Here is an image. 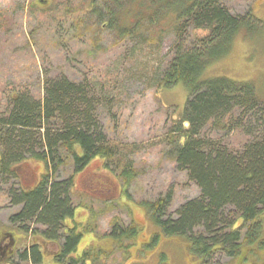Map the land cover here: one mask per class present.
<instances>
[{
	"label": "rangeland",
	"instance_id": "374dc122",
	"mask_svg": "<svg viewBox=\"0 0 264 264\" xmlns=\"http://www.w3.org/2000/svg\"><path fill=\"white\" fill-rule=\"evenodd\" d=\"M37 1L0 0V122L6 117L14 94L29 101L42 100L46 81L60 78L82 86L91 102L92 119L99 127L97 135L116 149V155L107 161L105 171L103 165L95 167L94 163L75 179L71 199L74 205H81L77 218L91 213L97 239L109 232L115 221L121 227L134 223L140 229L134 244L122 256L113 242L104 238L100 242L104 256L92 261L200 264L199 259L187 252L181 237L159 234L151 243L152 235L159 230L141 206V202L169 196L162 214L163 218H169L175 216L183 203L200 195L198 185L168 153V129L183 111L187 91L180 83L159 91L154 86L157 75L171 59L170 47L176 31L164 19L158 30L144 29L139 35L119 40L110 29H75L73 21L88 9L91 0H48L46 4ZM221 3L241 17L250 11L258 23L243 27L229 52L210 64L203 77L251 82L258 98L264 101V0H221ZM206 35L205 30L189 28L184 34L186 46H194ZM259 107L244 110L232 105L225 116L206 124L201 136L206 143L232 155L247 143L262 142L264 110ZM127 165L133 172L126 185L120 172ZM23 166L34 180L42 171L38 162ZM107 170V187L99 196L94 195L95 184L90 177ZM57 172L54 179L63 180L72 174V165L65 163ZM17 183L18 178L11 173L0 175V227H6L7 217L20 207L12 200V194H19ZM232 214L235 217V212ZM261 233L264 238V222ZM89 240L90 237L83 238L78 249ZM249 252L245 253L248 260L242 262L237 258L229 261L217 251L207 264H264V248L253 245ZM14 264L28 263L15 259Z\"/></svg>",
	"mask_w": 264,
	"mask_h": 264
},
{
	"label": "trees",
	"instance_id": "16d2710c",
	"mask_svg": "<svg viewBox=\"0 0 264 264\" xmlns=\"http://www.w3.org/2000/svg\"><path fill=\"white\" fill-rule=\"evenodd\" d=\"M164 19L176 37L170 47L171 59L154 86L159 91L180 83L187 91L184 109L168 129V153L198 185L200 195L183 203L169 218L162 215L169 196L141 202L159 230L151 243L159 234L181 237L187 252L200 264H207L217 251L229 261H247L245 253L249 254L253 245L264 248V141L247 143L232 155L206 143L201 130L225 116L232 105L244 110L262 106L264 110V101L251 82L221 76L204 78L203 73L229 52L243 27L257 20L250 11L242 17L231 13L221 0H91L73 25L80 31L110 29L120 40L139 35L144 29L158 30ZM189 28L205 30L207 35L187 47L184 34ZM90 104L87 90L65 78L46 81L42 100L11 96L6 117L0 122V175L11 173L15 177L12 166L26 159L42 161L48 173L36 190L21 194L19 189L18 195L12 194L13 203H23L14 218L35 217L56 229L68 212L69 202V179H54L59 166L72 159L74 166L80 167L84 159L91 158L105 160L108 167L107 161L116 155V149L97 135L99 127L92 119ZM78 151L83 156L80 159ZM130 172L129 165L120 172L126 185L132 179ZM137 235L134 223L121 227L113 222L107 237L122 256ZM67 241V247L73 248L78 237ZM126 241L128 244L123 243ZM89 256L84 253L74 262L80 264Z\"/></svg>",
	"mask_w": 264,
	"mask_h": 264
},
{
	"label": "flooded vegetation",
	"instance_id": "af4514ba",
	"mask_svg": "<svg viewBox=\"0 0 264 264\" xmlns=\"http://www.w3.org/2000/svg\"><path fill=\"white\" fill-rule=\"evenodd\" d=\"M79 159L82 158L80 151ZM38 162L42 164L41 173L37 174L35 180L32 179L31 173L27 172L23 165L29 162ZM82 166H74L72 159L67 162L72 165V174L65 179H69V202L68 212L62 217L60 224L55 229H51L43 223L39 222L37 218H14L15 214L22 208L23 203H13L20 206L16 212L10 214L7 217V226L0 227V264H14V260L18 259L20 262H26L28 264H75L74 260L80 259L84 253H89V258H86L80 264H103L101 261L94 263L93 258L100 259V256H104L101 252L100 242L107 237V233L100 235L97 239L95 235L94 227L92 226L93 216L90 212L83 213V219L77 218L78 209L81 205H74L71 199V194L74 192L75 179L77 176L84 173L88 168L102 166V171L106 170L105 160L103 159H84ZM60 167V166H59ZM17 169H19L17 171ZM12 170L15 172V177L18 178L17 186L20 189L21 194H27L36 190L44 177L48 176L45 166L42 161L36 159H26L18 164L12 166ZM58 173V172H56ZM101 172L99 176L90 177L95 184L94 195L99 196V193L104 191L106 185L107 172ZM51 183V181H50ZM123 198H126L125 189L121 186ZM124 202L123 200H121ZM145 211V209H144ZM117 222V221H115ZM136 226V225H135ZM111 230V229H110ZM109 230V231H110ZM139 234L140 229L137 227ZM78 237V241L67 247V239H73ZM91 238L88 242L82 243L81 249H78L79 244L83 238ZM111 240V239H109ZM104 250V249H103ZM95 254V255H94ZM24 255L25 258H22ZM79 264V263H78Z\"/></svg>",
	"mask_w": 264,
	"mask_h": 264
},
{
	"label": "water",
	"instance_id": "95a60500",
	"mask_svg": "<svg viewBox=\"0 0 264 264\" xmlns=\"http://www.w3.org/2000/svg\"><path fill=\"white\" fill-rule=\"evenodd\" d=\"M47 1H48V0H38L37 2H38V3H45V4H46ZM104 26H105V24L103 25V27H104Z\"/></svg>",
	"mask_w": 264,
	"mask_h": 264
}]
</instances>
